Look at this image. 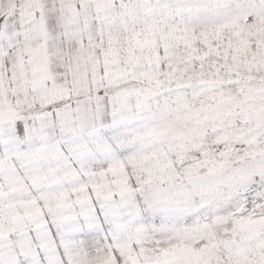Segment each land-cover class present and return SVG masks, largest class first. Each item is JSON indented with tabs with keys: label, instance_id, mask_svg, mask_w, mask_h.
<instances>
[{
	"label": "snow or ice",
	"instance_id": "obj_1",
	"mask_svg": "<svg viewBox=\"0 0 264 264\" xmlns=\"http://www.w3.org/2000/svg\"><path fill=\"white\" fill-rule=\"evenodd\" d=\"M0 264H264V0H0Z\"/></svg>",
	"mask_w": 264,
	"mask_h": 264
}]
</instances>
